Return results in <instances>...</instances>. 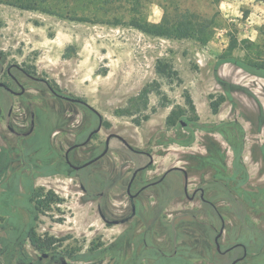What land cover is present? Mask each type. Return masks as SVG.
Instances as JSON below:
<instances>
[{"label":"flooded vegetation","instance_id":"obj_1","mask_svg":"<svg viewBox=\"0 0 264 264\" xmlns=\"http://www.w3.org/2000/svg\"><path fill=\"white\" fill-rule=\"evenodd\" d=\"M1 60L0 264H264V79L233 69L249 80L239 82L215 61L228 119L159 173L84 101ZM79 203L121 230L47 233Z\"/></svg>","mask_w":264,"mask_h":264},{"label":"rangeland","instance_id":"obj_2","mask_svg":"<svg viewBox=\"0 0 264 264\" xmlns=\"http://www.w3.org/2000/svg\"><path fill=\"white\" fill-rule=\"evenodd\" d=\"M262 14L264 0H0L1 63L30 69L84 101L99 113L107 131L150 152V171L160 173L179 165L184 152L199 151L195 145L190 150L185 146L200 134L191 140L188 130L166 125L173 109L182 110L180 121L189 126L194 116L206 124L228 119L222 107L218 114L210 107L217 96L211 70L218 57L264 64ZM182 15L203 25L205 43L198 38L154 37L127 25L132 20L160 25L163 19L175 25ZM157 61L174 75L157 74ZM218 71L249 81L231 66ZM169 139L188 144L167 143ZM66 216L62 228L47 233L108 240L121 230L104 227L92 206L82 203Z\"/></svg>","mask_w":264,"mask_h":264},{"label":"trees","instance_id":"obj_3","mask_svg":"<svg viewBox=\"0 0 264 264\" xmlns=\"http://www.w3.org/2000/svg\"><path fill=\"white\" fill-rule=\"evenodd\" d=\"M40 1L44 2L46 0H40ZM103 1L105 4H107L111 0H103ZM186 18H187V15H182L180 17V21H177L175 25H169V23H165V19H163V22L160 25H148L147 23H141L137 20H132L128 22L127 25L141 33L154 36V37H164L167 39L198 38L199 41H201V43H205V40L202 39L203 37L201 35V33H204L203 25L199 26L198 23L192 22L191 20L193 17H190L187 19ZM202 22H205V21L203 20ZM114 24L119 25L120 22L115 21ZM224 64H230L234 66L236 69L241 70L245 75L264 79V64L245 62V61H241V60L234 59L231 57L229 58L228 57H218V59L216 60V65H218L219 67V65L221 66ZM155 72L159 75H163L166 77H170L174 75V72L171 71V68L167 67V64H163L160 61H157L155 64ZM215 81L219 83L225 82L217 74L215 76ZM144 90H142L141 94H143ZM228 96L230 99L231 98L230 95ZM223 100L224 98L220 96L218 100H214L211 102L210 107H211V111L213 114L218 113L220 104L222 103ZM186 101H187V104L190 110L193 113H195V108H194L192 101L188 98ZM181 116H183L182 110H179L178 112L177 110L173 109L166 118V125L168 127H180V129L184 131L188 130L189 134L187 136L191 137L192 138L191 140L193 139L195 140V137H197L198 134H201L203 132H208V133L219 132V129H221V127L224 126L223 124L200 123L196 119V116H194V118L190 120V123H192V125L189 126L188 123H184L180 121ZM183 123L187 124L189 128L182 127ZM187 136L185 135V139L188 138ZM181 140L182 141H180L179 139H176V140L169 139L167 143L179 142L183 145L188 144L186 142H183L184 139H181ZM241 151H242L241 148L237 150L236 157H240Z\"/></svg>","mask_w":264,"mask_h":264},{"label":"water","instance_id":"obj_4","mask_svg":"<svg viewBox=\"0 0 264 264\" xmlns=\"http://www.w3.org/2000/svg\"><path fill=\"white\" fill-rule=\"evenodd\" d=\"M225 65V64H224ZM230 65V64H229ZM231 67H232V69H236L234 66H232V65H230ZM218 71V70H217ZM245 76V75H244ZM0 86H2L1 84H0ZM86 104V103H85ZM90 109H92L98 116H99V113L96 111V110H94L92 107H90L88 104H86ZM98 131V129L96 130V132ZM109 140V139H108ZM108 140H107V142H108Z\"/></svg>","mask_w":264,"mask_h":264},{"label":"crops","instance_id":"obj_5","mask_svg":"<svg viewBox=\"0 0 264 264\" xmlns=\"http://www.w3.org/2000/svg\"><path fill=\"white\" fill-rule=\"evenodd\" d=\"M260 18H261V19H264V14H262V15L260 16Z\"/></svg>","mask_w":264,"mask_h":264}]
</instances>
